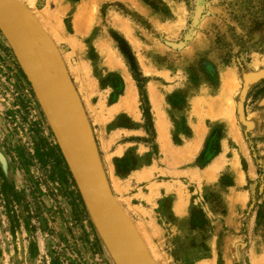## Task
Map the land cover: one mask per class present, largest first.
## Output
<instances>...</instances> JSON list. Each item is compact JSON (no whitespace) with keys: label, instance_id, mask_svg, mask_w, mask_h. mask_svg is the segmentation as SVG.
<instances>
[{"label":"rangeland","instance_id":"1","mask_svg":"<svg viewBox=\"0 0 264 264\" xmlns=\"http://www.w3.org/2000/svg\"><path fill=\"white\" fill-rule=\"evenodd\" d=\"M17 1L153 263L264 264V0ZM0 264H125L1 26Z\"/></svg>","mask_w":264,"mask_h":264},{"label":"water","instance_id":"2","mask_svg":"<svg viewBox=\"0 0 264 264\" xmlns=\"http://www.w3.org/2000/svg\"><path fill=\"white\" fill-rule=\"evenodd\" d=\"M197 7L196 19L201 13ZM0 26L11 43L53 129L89 209L98 217L106 234L126 264H153L140 237L128 225L112 197L97 157L85 137L79 119L57 94L31 36L36 29L52 50L58 67L70 80L55 47L39 24L17 0H0Z\"/></svg>","mask_w":264,"mask_h":264},{"label":"bare ground","instance_id":"3","mask_svg":"<svg viewBox=\"0 0 264 264\" xmlns=\"http://www.w3.org/2000/svg\"><path fill=\"white\" fill-rule=\"evenodd\" d=\"M61 3H62V1H60ZM198 2H199V4H201V2H202V0H198ZM20 3V2H19ZM21 4V3H20ZM63 4V3H62ZM22 5V4H21ZM23 6V5H22ZM24 7V6H23ZM25 8V7H24ZM26 9V8H25ZM27 10V9H26ZM27 12L30 14V12L27 10ZM31 15V14H30ZM32 16V15H31ZM33 17V16H32ZM33 19H34V17H33ZM35 20V19H34ZM36 21V20H35ZM37 22V21H36ZM38 23V22H37ZM83 23V21H80V22H78V25L77 26H75L74 27V29L77 31V32H79V29L81 28V24ZM48 24V23H47ZM46 25V24H45ZM40 26V25H39ZM55 26V25H54ZM41 27V26H40ZM43 27V26H42ZM42 27H41V29H42ZM47 27V26H46ZM49 27H50V22H49ZM79 27V28H78ZM44 28V27H43ZM45 29V28H44ZM43 30V29H42ZM44 32V31H43ZM45 33V32H44ZM47 36V35H46ZM49 39V38H48ZM66 40H68V39H66ZM34 43V42H33ZM35 44V43H34ZM36 45V44H35ZM75 46V45H74ZM36 47V46H35ZM107 47V46H106ZM103 48V45L101 44V48L100 49H102ZM36 50H38L37 48H36ZM38 52V51H37ZM106 53V52H105ZM108 55H109V53H107ZM40 55V54H39ZM110 56V55H109ZM111 57V56H110ZM106 59V58H105ZM106 60H108V59H106ZM79 63V62H78ZM109 63V62H108ZM107 64V63H106ZM110 64V63H109ZM44 65V64H43ZM80 65V64H79ZM111 65V64H110ZM109 65V66H110ZM76 66V65H75ZM45 67V66H44ZM80 67H82V66H80ZM111 67V66H110ZM115 67H117V66H115ZM46 69V68H45ZM72 69H75V67H73ZM75 71V73L77 72L78 74H77V76L79 75V68H78V66L76 67V69L74 70ZM73 72V71H72ZM47 75H48V73H47ZM49 76V75H48ZM49 79H50V77H49ZM51 80V79H50ZM76 80L78 81V79L76 78ZM52 82V81H51ZM52 84H53V82H52ZM54 86V85H53ZM54 88H55V86H54ZM55 90H56V92H57V94L60 96V94H59V92L57 91V89L55 88ZM61 97V96H60ZM61 99H62V97H61ZM63 100V99H62ZM63 102H64V100H63ZM155 102V101H154ZM65 103V102H64ZM66 104V103H65ZM67 105V104H66ZM157 113V112H156ZM157 115V114H156ZM159 117V116H158ZM156 124H157V127H158V131H159V135H160V138H162V131L164 130V129H162L161 128V123H157L156 122ZM164 128V127H163ZM165 142V141H164ZM163 142V143H164ZM108 185V184H107ZM110 190V189H109ZM111 192V191H110ZM113 197V196H112ZM114 199V198H113ZM116 202V201H115ZM120 208V207H119ZM121 210V209H120ZM122 212V211H121ZM122 214H123V212H122ZM123 216H124V214H123ZM125 217V216H124ZM125 220H126V218H125ZM127 221V220H126ZM128 223V222H127ZM129 225V224H128ZM130 226V225H129ZM131 227V226H130ZM132 228V227H131ZM133 229V228H132ZM105 231V230H104ZM106 233V232H105ZM138 235V234H137ZM106 236L108 237V239L111 241V239L109 238V236L106 234ZM139 236V235H138ZM142 241V240H141ZM111 243H112V245H113V242L111 241ZM143 243V242H142ZM144 245V244H143ZM114 246V245H113ZM145 247V246H144ZM114 249L116 250V252L118 253V255H120L119 254V252L117 251V249L115 248V246H114ZM146 249V248H145ZM147 251V250H146ZM148 253V252H147ZM149 255V254H148ZM120 257H121V255H120ZM150 257V256H149ZM121 259L124 261V259L121 257ZM125 262V261H124ZM125 264H126V262H125ZM154 264V263H153Z\"/></svg>","mask_w":264,"mask_h":264}]
</instances>
